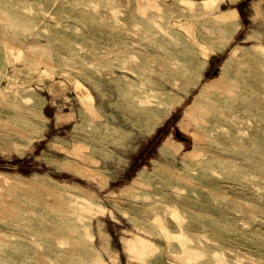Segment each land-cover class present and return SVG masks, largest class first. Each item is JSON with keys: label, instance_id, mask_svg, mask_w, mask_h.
<instances>
[{"label": "rangeland", "instance_id": "374dc122", "mask_svg": "<svg viewBox=\"0 0 264 264\" xmlns=\"http://www.w3.org/2000/svg\"><path fill=\"white\" fill-rule=\"evenodd\" d=\"M218 2L0 0V264H264V0Z\"/></svg>", "mask_w": 264, "mask_h": 264}, {"label": "crops", "instance_id": "0c3cea01", "mask_svg": "<svg viewBox=\"0 0 264 264\" xmlns=\"http://www.w3.org/2000/svg\"><path fill=\"white\" fill-rule=\"evenodd\" d=\"M241 0H227L212 4L207 10L217 21L221 23L241 22L240 10L238 6H222L223 4ZM30 76L27 74L26 65L20 60V57L10 50H5L0 45V101L10 100L17 95L20 83H30Z\"/></svg>", "mask_w": 264, "mask_h": 264}]
</instances>
